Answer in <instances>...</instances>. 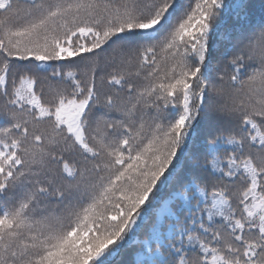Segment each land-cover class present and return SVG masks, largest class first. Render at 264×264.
<instances>
[{
	"label": "snow or ice",
	"instance_id": "1",
	"mask_svg": "<svg viewBox=\"0 0 264 264\" xmlns=\"http://www.w3.org/2000/svg\"><path fill=\"white\" fill-rule=\"evenodd\" d=\"M0 264H264V0H0Z\"/></svg>",
	"mask_w": 264,
	"mask_h": 264
},
{
	"label": "trees",
	"instance_id": "2",
	"mask_svg": "<svg viewBox=\"0 0 264 264\" xmlns=\"http://www.w3.org/2000/svg\"><path fill=\"white\" fill-rule=\"evenodd\" d=\"M252 2L258 6L260 3V0H252Z\"/></svg>",
	"mask_w": 264,
	"mask_h": 264
}]
</instances>
